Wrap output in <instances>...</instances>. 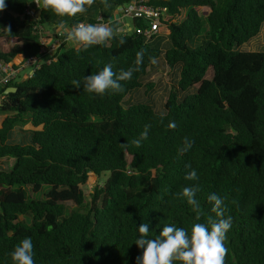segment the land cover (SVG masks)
Segmentation results:
<instances>
[{"label":"trees","instance_id":"1","mask_svg":"<svg viewBox=\"0 0 264 264\" xmlns=\"http://www.w3.org/2000/svg\"><path fill=\"white\" fill-rule=\"evenodd\" d=\"M130 2L95 0L85 13L59 17L34 0H6L0 12V62L43 61L30 78L0 90V113L8 114L0 159L14 161L0 170V264H14L10 252L28 237L35 264H136L141 223L149 225L148 238L165 224L190 235L195 223L217 219L213 193L224 199V218L232 217L225 264H264V51L236 49L260 33L264 0H149L169 16L151 39L143 34L150 20L142 17L128 20L126 34L111 25L113 37L103 45L67 42L75 25L94 24L100 12ZM41 38L66 41L56 61L40 54ZM140 50L143 63L121 82L124 91L99 95L72 86L105 65L117 74L135 67ZM152 57L178 70L160 108L148 99ZM9 87L17 91L4 94ZM140 91L147 99L127 101ZM145 125L148 137L137 148L131 141ZM185 137L194 144L181 154ZM192 169L198 180L185 179ZM91 174L99 181L87 198L82 186ZM184 187L198 188L199 220L177 195Z\"/></svg>","mask_w":264,"mask_h":264},{"label":"clouds","instance_id":"2","mask_svg":"<svg viewBox=\"0 0 264 264\" xmlns=\"http://www.w3.org/2000/svg\"><path fill=\"white\" fill-rule=\"evenodd\" d=\"M38 8L44 10L51 9L57 16L64 17L76 16L78 13H85L86 6L93 5L95 0H34ZM107 5V0H103ZM6 0H0V12L6 10ZM64 27L63 23L60 25ZM11 33V28H5ZM113 37V29L107 24H85L79 23L66 31V40L82 45L85 49L93 45H103L107 40ZM120 45L126 43L121 39ZM144 51L136 53L135 67L127 70L121 69L117 74L112 70L111 65H105L102 70L96 74L84 76L82 80H73L72 86L75 88L83 87V91L103 95L109 90L112 93L124 91L122 81H128L132 78L133 73L140 70L143 63ZM22 57V56H21ZM152 64H156L155 57L150 58ZM175 122L169 124L170 128H175ZM151 125H145L144 131L138 138H134L131 144L139 148L142 141L148 137V131ZM194 140L185 137L183 147L180 149L181 154L192 148ZM122 148H126V143H121ZM190 168L191 165H186ZM186 180H198L199 177L195 169H192L185 175ZM197 187H184L181 193L177 195L187 199V203L193 207L197 213L196 219L199 220L202 215L200 204L195 199ZM208 201L213 203L211 211L215 213L217 219L208 217L207 224L195 223L191 227V233L175 225H163L159 235L153 238L149 236L148 223H141L138 232L139 238L135 240L138 248L142 249L141 255L136 257V264H173L174 261H180L182 264H225L227 248L225 241L227 232L232 227V217H225L226 205L224 199L213 193L208 196ZM210 226V227H209ZM34 245L30 237L24 238L10 252L14 264H35L34 262Z\"/></svg>","mask_w":264,"mask_h":264},{"label":"built area","instance_id":"3","mask_svg":"<svg viewBox=\"0 0 264 264\" xmlns=\"http://www.w3.org/2000/svg\"><path fill=\"white\" fill-rule=\"evenodd\" d=\"M149 0H131V2L126 6H121L116 8L113 11V16L108 21H103L102 17L97 19V22L94 24H107L111 27V25L115 24L117 26L116 32L126 34L132 30L130 26V22L128 20L134 18H142L145 17L150 20V28L143 32L147 39H151L158 30V27L161 25V18H166L167 10L165 8H155L148 4ZM36 5V3H35ZM37 7V5H36ZM28 15L35 14V8L29 6L26 10ZM82 23L90 24L87 21ZM142 33V31H139ZM66 42L62 39H55L53 41H48L46 39L41 38V55L51 56L52 59L47 60V63H51V61H56L55 54L60 49L62 44ZM70 43V41H67ZM79 47L81 45H78ZM42 59L31 58L26 61L22 59H15L11 63L0 62V89H4L11 82H18L20 73L24 68H31L30 73L26 76L30 78L34 72L40 67L42 63ZM0 106H1V98H0Z\"/></svg>","mask_w":264,"mask_h":264},{"label":"rangeland","instance_id":"4","mask_svg":"<svg viewBox=\"0 0 264 264\" xmlns=\"http://www.w3.org/2000/svg\"><path fill=\"white\" fill-rule=\"evenodd\" d=\"M104 13L106 18L110 17L112 18L113 12L110 11H103L100 12ZM169 16H166V19H168ZM183 18H178L176 21L181 22ZM49 25H46V28H48ZM239 51L243 52H262L264 51V23L261 28L260 33L253 39H251L248 43L244 44L240 48H236ZM31 68H24L21 72V76L19 79H24L29 73ZM151 76L149 78V81L153 83V89L148 95V99L151 101V103L156 108L162 107L164 102L166 101L167 93L170 90L171 85L173 82L177 81V74L178 70H171L170 68H167L162 62L157 63V66H155L154 70H150ZM208 78H212V75L209 74ZM143 91L134 93L131 98H127V101H131L135 98H144L147 99L143 95ZM14 164V161L10 158L0 159V170L1 169H12ZM98 179L95 175L91 174L86 185L82 186V189L86 195L87 198L90 197L94 193V189L98 185ZM46 191V190H45ZM66 206L68 209H72L74 207L73 203H67Z\"/></svg>","mask_w":264,"mask_h":264},{"label":"crops","instance_id":"5","mask_svg":"<svg viewBox=\"0 0 264 264\" xmlns=\"http://www.w3.org/2000/svg\"><path fill=\"white\" fill-rule=\"evenodd\" d=\"M99 17H101L100 15H99ZM71 47H75V48H79V46L75 43V42H72V46ZM20 76H21V73H20ZM20 78V77H19ZM27 79V77H25L24 79H19L18 80V82H22V81H24V80H26ZM0 90H2V89H0ZM1 98V97H0ZM8 116V114H4V113H0V127H1V123H2V121L6 118Z\"/></svg>","mask_w":264,"mask_h":264},{"label":"water","instance_id":"6","mask_svg":"<svg viewBox=\"0 0 264 264\" xmlns=\"http://www.w3.org/2000/svg\"><path fill=\"white\" fill-rule=\"evenodd\" d=\"M17 91L16 87H9L5 90L4 94H10V93H15ZM1 97V95H0Z\"/></svg>","mask_w":264,"mask_h":264}]
</instances>
